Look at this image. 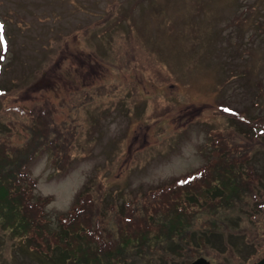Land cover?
I'll list each match as a JSON object with an SVG mask.
<instances>
[{
  "label": "rangeland",
  "instance_id": "rangeland-1",
  "mask_svg": "<svg viewBox=\"0 0 264 264\" xmlns=\"http://www.w3.org/2000/svg\"><path fill=\"white\" fill-rule=\"evenodd\" d=\"M0 150L33 212L25 228L3 194L0 264H251L264 253V0H0ZM215 162L247 179L243 199ZM182 194L208 204L176 217ZM142 226L169 260L91 255L94 228L111 244L128 232L127 253Z\"/></svg>",
  "mask_w": 264,
  "mask_h": 264
},
{
  "label": "trees",
  "instance_id": "trees-1",
  "mask_svg": "<svg viewBox=\"0 0 264 264\" xmlns=\"http://www.w3.org/2000/svg\"><path fill=\"white\" fill-rule=\"evenodd\" d=\"M48 111H49V108L47 107L45 109V112L48 113ZM37 118H39L38 114H37ZM45 121L51 122L48 116L45 117ZM3 153H4V155L2 157H1L2 154L0 155V164L3 162V165H4L5 160H7L9 162H13L15 160L14 158L12 160H8L6 158V154L4 151H3ZM3 165H0V183H1V185L3 183V187H2V191H1V195H0V201L4 199V195H5V199L8 201L6 203V207H9L10 210L13 212V214H14V211H16L19 218L22 221L24 220L25 228H27L29 226V224H31V222L33 221V219L30 218V216L33 212L27 208L28 201H25V199L28 198L29 193H27V186H26V182H25L26 181L25 177H23L22 173L19 170L20 163L18 162V164H17L18 167L14 172L12 171L13 166L7 164V166H6L7 172L5 174L1 173V171H3L2 170ZM213 166H215L217 168H213L211 170L212 178L219 179V177H217L218 175H225L231 181V183L234 182L238 186L235 189L238 190L237 194L242 196V199H243V197H244L243 191L247 189V185H248L247 179L240 177L238 175V173L235 171L225 169V164H218L215 162V163H213ZM220 177H222V176H220ZM209 179H211V178H209ZM183 180H186V181L183 182ZM187 181H189V178L183 177V178H180L179 180L174 181V182H175V185L181 184V185L185 186L187 184L186 183ZM170 186L171 185L168 184L167 187H170ZM174 194H177V195H174ZM174 194L171 196H169V195L166 196V199L174 200L173 198L179 197L178 193H174ZM227 198L230 199L232 197L228 196ZM138 201L140 204L142 203V200L140 197L138 198ZM97 204L99 205V203H97ZM135 204H137V200H136ZM35 205H38V202H36ZM205 205H207V204H202V206H205ZM140 206H142V205H140ZM209 209H211V207ZM118 210L120 212L122 211L121 208H117L115 211L116 214H117ZM95 213H96V207H95L94 211L91 210V212H90L89 223L91 222L92 217ZM167 213L172 214V211H167ZM61 214H63V213H58L56 215V220H57L58 224L60 223ZM174 215L176 217L179 216V218H181L183 213L180 210L176 209V213ZM73 217H74V214L68 215L67 221L70 222L69 220H73L74 219ZM159 217L160 216L158 214H155L154 218H149V223L147 225L146 231H150V230L152 232L157 231L161 227V226H158L159 222H160ZM178 219L172 220V223L168 225V227L169 226L171 227L172 233H173L172 227L177 229L176 225H174V223H176V220H178ZM136 220H138L140 222L139 217L136 218ZM141 220H142V223L145 225V219L142 217ZM152 225H157L158 229L157 230L153 229ZM144 229H145V227L142 226V229L140 230L138 235L132 236L134 238V241H135L133 247L129 248L127 253H123L124 247H122L120 245H123L126 242H128V239L131 236L128 232L120 231L119 232L120 237L118 236L117 241L114 244H111V243H107L105 241H104L105 243L103 241H100L98 238L100 236L98 234H100V233H97L95 228H94L93 231H91L90 239L93 242H96V241L101 242V245L98 246L94 251H92L93 254H91V255L94 258L100 257L98 259L107 260L112 252H114L117 248H120L119 251L115 252V254H114L115 256L119 255L118 260H127L128 256L135 260L139 257V255H141V253H143L151 261V260H153V257H152L153 251H155L158 248L160 251L165 253V254L160 255V258L164 259V260H169L172 257L169 253H172V252H170L168 249H166L165 245H162V244L159 245V243L157 241H155L154 243H149L146 240L140 241L141 236L145 234ZM83 230H84V228H83ZM68 234L71 235L70 233H68ZM96 235H97V237H94ZM58 236H60V234H58ZM64 237L65 236L63 235V238ZM180 238H182V236ZM180 238H175V237L171 238V244L175 245L176 251H178L181 248L182 251H180V252H182L183 255L189 251H192L193 250L192 244L190 242H185L183 239H180ZM198 238L199 237L196 234L197 242L200 241V239L198 241ZM132 250H133V252H131ZM124 257H125V259H123ZM164 260H162V262H164ZM101 264H104V263H101ZM106 264H109V263H106Z\"/></svg>",
  "mask_w": 264,
  "mask_h": 264
},
{
  "label": "water",
  "instance_id": "water-1",
  "mask_svg": "<svg viewBox=\"0 0 264 264\" xmlns=\"http://www.w3.org/2000/svg\"><path fill=\"white\" fill-rule=\"evenodd\" d=\"M187 264H209L208 260L203 256H197L190 260ZM253 264H264V254L260 256Z\"/></svg>",
  "mask_w": 264,
  "mask_h": 264
},
{
  "label": "flooded vegetation",
  "instance_id": "flooded-vegetation-1",
  "mask_svg": "<svg viewBox=\"0 0 264 264\" xmlns=\"http://www.w3.org/2000/svg\"><path fill=\"white\" fill-rule=\"evenodd\" d=\"M251 237H252L251 232H247V234H246V242H245V243L250 242ZM157 249H158V248H157Z\"/></svg>",
  "mask_w": 264,
  "mask_h": 264
}]
</instances>
